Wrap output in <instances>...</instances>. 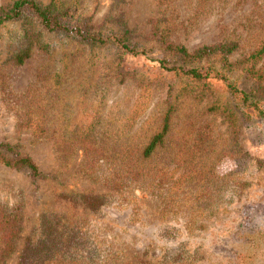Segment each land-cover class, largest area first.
Wrapping results in <instances>:
<instances>
[{"label":"rangeland","instance_id":"374dc122","mask_svg":"<svg viewBox=\"0 0 264 264\" xmlns=\"http://www.w3.org/2000/svg\"><path fill=\"white\" fill-rule=\"evenodd\" d=\"M75 1L68 24L104 35L127 28L146 54L42 32L30 16L0 27V141L40 171L0 163V202L20 213L2 264H21L28 238H46L48 227L80 264H264V120H244L221 81L199 96L159 66L153 25L164 0ZM167 4L173 42L193 50L236 39L229 75L253 87L238 63L264 38V0ZM30 30L46 49L34 43L16 64ZM169 107L163 144L144 156Z\"/></svg>","mask_w":264,"mask_h":264},{"label":"trees","instance_id":"16d2710c","mask_svg":"<svg viewBox=\"0 0 264 264\" xmlns=\"http://www.w3.org/2000/svg\"><path fill=\"white\" fill-rule=\"evenodd\" d=\"M164 3V13L153 25L154 45L163 52V57L156 59L159 66L186 78L187 83L199 96L211 91V78L221 81L228 91L235 110L244 120L252 121L260 118L264 120V38L260 39L249 54L238 63L240 66L238 68L245 73V77L254 82L253 87L247 90L242 88L228 72L234 67L229 61V55L238 49L239 42L236 39H225L215 45H202L193 50L181 43L173 42L170 36L176 25L172 22L171 14L166 11L168 0H164ZM78 6L75 0L67 4L58 0H52L47 4H42L39 0H13L7 5L0 6V27L22 16H30L35 19L34 23L38 24L42 32L61 31L72 34L90 45H104L111 42L123 53L133 56L146 54V45L133 40L127 28L113 30L108 32V35H104L101 32H91L88 27L85 29L81 25L80 27L68 24L65 20L78 12ZM41 31L30 30V40L12 57L14 63H23L31 55L34 43L36 47L46 49V44H43L40 38ZM170 110L171 107L166 110L160 129L145 145L144 156H150L163 144L170 127ZM17 147L0 141V163L13 168H27L32 176H38L40 171L37 164L30 156L21 154ZM260 162L264 163V160ZM83 199L86 200L87 205L94 206L98 198L86 196ZM48 228L50 230L46 231V238H39L36 241L32 240V237L28 238L21 255V264H80L82 254L62 251L60 244L54 241L53 231ZM19 231V210L8 208L0 202V264L14 250Z\"/></svg>","mask_w":264,"mask_h":264}]
</instances>
